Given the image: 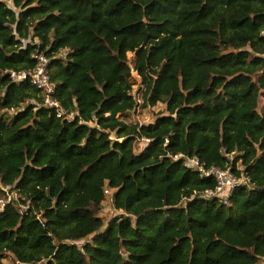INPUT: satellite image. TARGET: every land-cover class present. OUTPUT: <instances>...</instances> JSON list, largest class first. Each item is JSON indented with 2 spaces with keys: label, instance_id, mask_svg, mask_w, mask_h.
I'll use <instances>...</instances> for the list:
<instances>
[{
  "label": "trees",
  "instance_id": "trees-1",
  "mask_svg": "<svg viewBox=\"0 0 264 264\" xmlns=\"http://www.w3.org/2000/svg\"><path fill=\"white\" fill-rule=\"evenodd\" d=\"M34 54L73 120L6 73ZM177 155L255 190L206 199ZM0 185L29 205L0 215V264H264V0H0Z\"/></svg>",
  "mask_w": 264,
  "mask_h": 264
},
{
  "label": "built area",
  "instance_id": "built-area-1",
  "mask_svg": "<svg viewBox=\"0 0 264 264\" xmlns=\"http://www.w3.org/2000/svg\"><path fill=\"white\" fill-rule=\"evenodd\" d=\"M62 55V54H61ZM32 57L36 60L34 69L29 71L14 72L6 71L13 82L21 83L28 81L42 96V105L52 110L56 117L71 121L76 117L77 112L66 111L55 97L56 85L50 80L48 66L50 60L42 54H34ZM133 75V73H132ZM148 142V140H145ZM232 155H228L231 159ZM183 158V166L190 170L196 171L201 178L212 179L215 186L203 192L206 199H215L222 205H228L230 197L240 188L247 190H255V185L250 177L241 172L236 174L230 167L220 168L216 166L206 167L197 157L175 156V159ZM238 169V168H237ZM238 170H242L239 168ZM3 194L0 195V215L5 212L8 207H12L20 216H25L28 212L29 205L22 204L19 200V193L14 189L13 185H0ZM104 195L109 202L113 201V194L110 189L104 190Z\"/></svg>",
  "mask_w": 264,
  "mask_h": 264
},
{
  "label": "rangeland",
  "instance_id": "rangeland-1",
  "mask_svg": "<svg viewBox=\"0 0 264 264\" xmlns=\"http://www.w3.org/2000/svg\"><path fill=\"white\" fill-rule=\"evenodd\" d=\"M128 57L130 59V61L132 60V55L128 54ZM136 82V84L139 83L138 77L136 75V72H133V76H132ZM137 86H133V95L139 96V91L137 90L136 92V88ZM140 103V102H139ZM263 105V102H261L260 106ZM164 112V106L162 104H158L154 107H149V108H141L139 107L137 109V111L135 112V114L131 115L129 118H127L125 120V122L127 123H139V124H147L149 122H153L156 118V116L159 113H163ZM143 143H140L139 148L141 149L143 147ZM104 218L107 220L111 219L114 216L119 215L120 212L118 211H114L113 209H109V210H105L104 211ZM4 260H3V264H15L13 259L9 256V255H5L4 256Z\"/></svg>",
  "mask_w": 264,
  "mask_h": 264
}]
</instances>
